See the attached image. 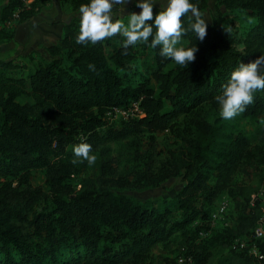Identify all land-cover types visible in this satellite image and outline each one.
<instances>
[{"label":"trees","instance_id":"1","mask_svg":"<svg viewBox=\"0 0 264 264\" xmlns=\"http://www.w3.org/2000/svg\"><path fill=\"white\" fill-rule=\"evenodd\" d=\"M50 1L0 0V26L13 28L1 30L0 43ZM61 1L76 10L93 0ZM220 2L225 11L211 22L210 0H185L179 14L154 6L137 20L133 31L151 44V62L141 59L134 34L105 30L117 19L79 16L45 53L0 59V264H154V247L174 242L182 251L176 263L181 255L195 264L262 263L264 237L255 230L264 196L252 182L264 187V144L253 147L239 120L264 119V0ZM159 38L187 44L175 57ZM21 95L33 101L21 103ZM207 104H227L232 116L211 121ZM115 110L128 115L114 120ZM187 116L186 152L147 176L152 186L178 178L172 198L153 206L103 181L76 180L80 156L129 137L154 141ZM38 168L46 187L32 182ZM223 197L237 216L213 226Z\"/></svg>","mask_w":264,"mask_h":264},{"label":"rangeland","instance_id":"2","mask_svg":"<svg viewBox=\"0 0 264 264\" xmlns=\"http://www.w3.org/2000/svg\"><path fill=\"white\" fill-rule=\"evenodd\" d=\"M184 3L185 0H93L88 6L80 8L73 16L98 20L117 19L118 26H109L105 30L108 32L123 31L124 33L134 34L136 50L141 59L151 62L154 50L143 33L133 31L134 23L139 19L148 17L151 14V8L154 6L172 14H179L183 9ZM56 4H58V0H51L48 5L40 9L37 15L16 26L15 35L12 39L5 41L6 37H4L0 43V59L10 60L14 63L21 62L26 55L30 53L43 54L49 45L56 43L60 37L58 38L55 33L49 35L41 29L44 28L43 23H41V20L45 17L43 14L45 12L44 9L48 17H51V20L57 19ZM219 9L225 11L220 0H210L209 8L205 12L207 21L211 22ZM71 18L67 20L70 21ZM35 22L38 23L36 26ZM120 22L121 25H119ZM1 30L11 33L13 28L3 29L1 25L0 33L2 34L3 31ZM159 43L167 53L178 57L183 53L187 41L159 38ZM39 59L40 57L37 58V60ZM16 73H21V71H16ZM18 100L21 103H31L33 101L28 95H21ZM203 113L211 121L214 120L216 115L232 116L231 107L227 104H221L216 109L207 104ZM109 115L116 120L126 115V113L115 110L110 112ZM190 120L191 116L180 119L174 129L156 133L154 141L147 135L129 137L106 143L97 150L80 156L75 161L78 170L75 177L76 180L91 179L103 181L112 189L153 206L158 205L164 199L172 198L183 185L178 178L167 179L161 182L159 186H152L147 176L160 175L163 168L170 163L174 156L179 157L186 152L187 141L192 138ZM239 125L240 130L250 138L253 147L257 144H264V119L251 121L240 118ZM32 182L36 186H47L46 173L43 168L32 170ZM79 187L80 185H77V188ZM252 187L257 194L264 196V187L259 179L255 178L253 180ZM255 197L256 195L252 196V198ZM223 199L227 200V198L223 197L216 201L213 212L216 211ZM236 216L237 210L231 200L228 204V223H233ZM258 227L264 230V215ZM216 233L211 230L208 233L201 234L200 238L207 240ZM175 236L178 237L177 234ZM178 240L180 241V238ZM177 246V242H174L168 248L161 244L155 246L154 253L160 258L154 264H165L168 259L171 260L172 264H176L178 254H182V251ZM212 249L214 251L217 250L216 247H212ZM165 257L167 258L166 261L163 259Z\"/></svg>","mask_w":264,"mask_h":264},{"label":"crops","instance_id":"3","mask_svg":"<svg viewBox=\"0 0 264 264\" xmlns=\"http://www.w3.org/2000/svg\"><path fill=\"white\" fill-rule=\"evenodd\" d=\"M56 5H57L56 9L58 12L56 15L57 19L51 20L50 19L51 17L50 16L48 17V15L46 14V10L44 9L45 12H43V14L45 17L41 20V23H43L44 28H41V29H43L45 33H48L49 35H51L52 33H55V35H57L59 38L63 35L64 26L66 22H68L67 19L68 18L70 19L73 16V14H75L80 8L76 10H74L72 6H68L65 8L63 7L61 0H58V4ZM59 15L60 17L58 18ZM35 23H36L35 24L36 26L38 23L37 22Z\"/></svg>","mask_w":264,"mask_h":264},{"label":"built area","instance_id":"4","mask_svg":"<svg viewBox=\"0 0 264 264\" xmlns=\"http://www.w3.org/2000/svg\"><path fill=\"white\" fill-rule=\"evenodd\" d=\"M121 112L126 113L125 111H121ZM126 115H128V114L126 113ZM126 115H124V116L126 117ZM228 204H229L228 198H227V200L223 199L220 202L219 206L217 207L216 211L213 212V215H212V225L213 226H216L217 223H219V222L226 225V226L229 225V223L227 221ZM255 233H256L257 237H264V230L260 227H258L255 230ZM254 252L257 253V250L254 249ZM259 257L262 260L261 264H264V254H260ZM176 264H195V263L191 257L181 255V256H179Z\"/></svg>","mask_w":264,"mask_h":264}]
</instances>
